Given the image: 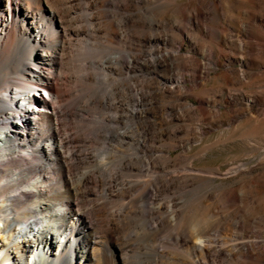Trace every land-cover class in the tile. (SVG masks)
<instances>
[{
  "label": "rangeland",
  "instance_id": "obj_1",
  "mask_svg": "<svg viewBox=\"0 0 264 264\" xmlns=\"http://www.w3.org/2000/svg\"><path fill=\"white\" fill-rule=\"evenodd\" d=\"M121 2L136 9V28H124L121 40L110 39L106 30L92 33L67 68L73 98L87 83L99 92V100L88 105L87 122L106 130L100 139L119 149L110 153L153 158L156 169L167 155V170L176 176L154 203L169 207V236L162 231L152 239L147 230L126 224V264H264V0ZM153 36L157 43H148ZM152 45L166 53L165 62H154ZM133 58L127 74L123 63ZM127 75L138 97L128 90L114 96L112 85H132ZM61 119L74 125L80 118ZM141 141L145 149L135 150ZM137 167L122 170L123 177L133 179L147 169ZM124 213L131 222L144 219L141 203ZM199 240L207 241L195 253ZM106 261L113 264V257Z\"/></svg>",
  "mask_w": 264,
  "mask_h": 264
},
{
  "label": "bare ground",
  "instance_id": "obj_2",
  "mask_svg": "<svg viewBox=\"0 0 264 264\" xmlns=\"http://www.w3.org/2000/svg\"><path fill=\"white\" fill-rule=\"evenodd\" d=\"M105 8L116 15L109 18L101 11ZM130 9L121 0H0V264H105L112 257L113 264H126V224L147 230L152 239L162 231L169 236V207H154L157 194L168 191L176 177L167 170L169 157L162 156L163 167L156 169L147 156H114L110 152L119 149L107 147L99 136L106 130L87 122L88 105L99 98L96 88L89 90L94 85L70 95L73 76L67 64L78 48L100 30L112 40L123 39L124 28L138 22L136 9ZM157 40L153 36L148 43ZM148 54L157 64L167 59L155 45ZM134 61L123 63L127 74ZM126 78L132 85H109L114 96L128 90L138 97L132 76ZM63 116L80 119L73 125L62 122ZM91 134L96 138L83 136ZM144 142L134 149H145ZM135 165L147 169L124 178L121 171ZM138 203L144 219L131 222L125 209ZM206 241L194 243L195 253ZM158 252L166 254L162 248Z\"/></svg>",
  "mask_w": 264,
  "mask_h": 264
}]
</instances>
